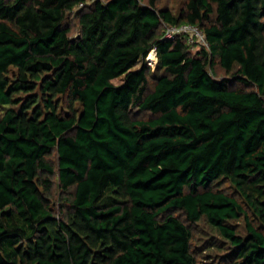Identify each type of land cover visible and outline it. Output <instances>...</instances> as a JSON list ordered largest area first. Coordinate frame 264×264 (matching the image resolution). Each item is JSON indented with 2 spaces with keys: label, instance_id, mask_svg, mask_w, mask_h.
<instances>
[{
  "label": "trees",
  "instance_id": "obj_1",
  "mask_svg": "<svg viewBox=\"0 0 264 264\" xmlns=\"http://www.w3.org/2000/svg\"><path fill=\"white\" fill-rule=\"evenodd\" d=\"M157 1L0 0V264H197L200 220L225 264H264V0Z\"/></svg>",
  "mask_w": 264,
  "mask_h": 264
},
{
  "label": "rangeland",
  "instance_id": "obj_2",
  "mask_svg": "<svg viewBox=\"0 0 264 264\" xmlns=\"http://www.w3.org/2000/svg\"><path fill=\"white\" fill-rule=\"evenodd\" d=\"M93 0H86V5H90ZM185 0H158L157 6L158 7H166L169 10L172 11L173 14H177L180 10V8L183 6ZM76 11H78V7L75 8L72 12L67 14L65 23L70 27L69 35L71 37H74L78 33V21H77V15ZM197 47H192L191 51L195 52ZM154 52V51H153ZM150 54V55H149ZM151 53L149 52L146 56L147 64L150 67V72L154 71L155 63H156V57L154 59L150 58ZM155 56V53H154ZM142 61H139L137 65H135V68H138L142 65ZM15 71L14 68H10V74ZM150 72L148 73V87L150 88L153 83V78L151 77ZM223 75H225L224 70L220 68L218 64H215L213 76L220 78ZM123 75L116 77L112 79V83L115 85H118L123 80ZM61 102V99H60ZM77 109L78 105H76ZM3 111V108L0 107V115ZM135 115L137 117H148L147 112L143 111H136ZM48 158L51 160L52 164L54 165V169L56 170V160L57 155L56 151L54 150ZM53 193L51 197V206L56 210L57 215L61 216L60 213L63 212L65 208L68 207L66 204V194L61 193L59 189L56 186V174L53 175ZM216 188H219L220 190L231 194L232 196H235L242 204V206L245 209V212L248 214V217L251 219L252 224H256L257 221L253 219V216L251 214L250 209L247 208L245 203L242 201L234 187L226 180L215 184ZM170 213L177 214L178 211L171 210ZM187 224H189V227L192 232V239H191V250L192 253L197 260V264H225L226 262V256L225 252L228 250V243L227 241L216 231L214 230L205 220H200L196 224H190L187 221H185ZM229 224L233 226L237 233L240 235L246 234V219L244 215H239V217L236 220H230Z\"/></svg>",
  "mask_w": 264,
  "mask_h": 264
},
{
  "label": "built area",
  "instance_id": "obj_3",
  "mask_svg": "<svg viewBox=\"0 0 264 264\" xmlns=\"http://www.w3.org/2000/svg\"><path fill=\"white\" fill-rule=\"evenodd\" d=\"M164 31V36L167 38H174L181 34L186 36L187 42L192 47L195 46V43L199 45H207L203 32L198 26L193 24L167 25L165 26Z\"/></svg>",
  "mask_w": 264,
  "mask_h": 264
},
{
  "label": "bare ground",
  "instance_id": "obj_4",
  "mask_svg": "<svg viewBox=\"0 0 264 264\" xmlns=\"http://www.w3.org/2000/svg\"><path fill=\"white\" fill-rule=\"evenodd\" d=\"M150 53H151V56H150V58H153L154 57V59H155V56H154V52H153V50L152 51H150ZM150 55V54H149Z\"/></svg>",
  "mask_w": 264,
  "mask_h": 264
}]
</instances>
